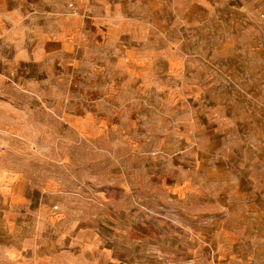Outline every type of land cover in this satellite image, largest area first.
Segmentation results:
<instances>
[{
    "label": "rangeland",
    "instance_id": "1",
    "mask_svg": "<svg viewBox=\"0 0 264 264\" xmlns=\"http://www.w3.org/2000/svg\"><path fill=\"white\" fill-rule=\"evenodd\" d=\"M0 264H264V0H0Z\"/></svg>",
    "mask_w": 264,
    "mask_h": 264
},
{
    "label": "crops",
    "instance_id": "2",
    "mask_svg": "<svg viewBox=\"0 0 264 264\" xmlns=\"http://www.w3.org/2000/svg\"><path fill=\"white\" fill-rule=\"evenodd\" d=\"M7 44L6 41V31L5 29L0 30V47H5Z\"/></svg>",
    "mask_w": 264,
    "mask_h": 264
}]
</instances>
